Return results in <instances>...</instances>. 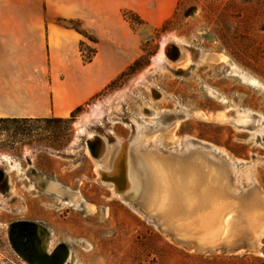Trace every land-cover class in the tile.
Returning a JSON list of instances; mask_svg holds the SVG:
<instances>
[{
    "label": "rangeland",
    "instance_id": "1",
    "mask_svg": "<svg viewBox=\"0 0 264 264\" xmlns=\"http://www.w3.org/2000/svg\"><path fill=\"white\" fill-rule=\"evenodd\" d=\"M132 6L121 10L127 32L106 47L117 52L118 72L89 101L66 118L0 120V264H27L7 240V224L20 219L40 225L49 251L66 244V264H264V246L254 243L241 213L251 197H264V0ZM53 19L83 33L79 49L90 60L96 39L81 21ZM143 134L153 153L198 155L226 169L232 196L225 221L207 229L196 211L163 219L161 208L142 207L144 183L131 155L123 177L117 169L113 175L119 191L102 179L89 136L115 146V166ZM8 160L48 177L46 189L34 188ZM176 198L182 207L183 196Z\"/></svg>",
    "mask_w": 264,
    "mask_h": 264
},
{
    "label": "crops",
    "instance_id": "2",
    "mask_svg": "<svg viewBox=\"0 0 264 264\" xmlns=\"http://www.w3.org/2000/svg\"><path fill=\"white\" fill-rule=\"evenodd\" d=\"M132 1L69 0L53 8L0 0V118H66L89 101L118 72L117 52L106 47L127 32L121 10L135 9ZM54 15L80 20L95 37L90 60L79 49L83 33ZM218 217L201 225L208 229Z\"/></svg>",
    "mask_w": 264,
    "mask_h": 264
},
{
    "label": "bare ground",
    "instance_id": "3",
    "mask_svg": "<svg viewBox=\"0 0 264 264\" xmlns=\"http://www.w3.org/2000/svg\"><path fill=\"white\" fill-rule=\"evenodd\" d=\"M165 43L166 40L163 39L162 44L164 45ZM179 48L186 52L189 50L180 44ZM144 136L145 134L138 137L131 152L128 153L126 148H123V151L119 152L120 156L116 159L115 166L112 164L115 146L105 144L99 136H89L87 150L101 162L99 169L104 173V175L101 173L102 179L112 182L114 189L117 188V176L114 178L113 175L118 170L117 174L119 179L123 177V169L126 168V161H128L127 157L131 155L135 158L134 167L138 168L137 171L142 176L144 183L142 207H145L148 211L149 209L161 208L160 216L163 219L171 215L177 216L178 214L189 216L195 214L196 211V215L199 216L200 222L203 225L205 223L207 224L209 219H213L217 215L220 216L218 217L220 221H225L227 218L225 216L227 208L225 204L232 196L230 193L232 186L229 183L226 169L223 166L211 164L198 155H189L187 158L173 159L167 155L153 153L143 145L145 142ZM8 161L11 167L24 173L34 188L46 189L50 182L48 177L35 170L32 166L22 168L17 163L11 162V160ZM102 167L105 168V171ZM51 186L53 187L54 185L51 184ZM180 195L183 196L184 201L179 200L181 203L183 202V205L177 208L176 197ZM215 197H217V201H215ZM251 198H255V200H247L241 208V213L245 215L247 225L253 231L254 243L259 246H264L260 241L264 239V197L258 199L256 197ZM123 200L127 202L126 199L123 198ZM63 201L70 203L65 198ZM74 204L79 205L77 202ZM205 207L208 209H205ZM221 212H224L223 215L221 214L222 216L220 215ZM9 223L7 224V229ZM38 228L40 229V225H38ZM44 239L43 237L41 238V243L43 245L42 247L46 249L47 244H45V241L48 239H45V241ZM46 250L49 251L48 249ZM67 250V256L62 264H66L71 255L70 249L67 248Z\"/></svg>",
    "mask_w": 264,
    "mask_h": 264
},
{
    "label": "water",
    "instance_id": "4",
    "mask_svg": "<svg viewBox=\"0 0 264 264\" xmlns=\"http://www.w3.org/2000/svg\"><path fill=\"white\" fill-rule=\"evenodd\" d=\"M6 233L12 250L27 264H62L67 256L68 246L64 243L57 244L50 251L42 247L44 232L33 221H11ZM260 241L264 244V239Z\"/></svg>",
    "mask_w": 264,
    "mask_h": 264
},
{
    "label": "trees",
    "instance_id": "5",
    "mask_svg": "<svg viewBox=\"0 0 264 264\" xmlns=\"http://www.w3.org/2000/svg\"><path fill=\"white\" fill-rule=\"evenodd\" d=\"M7 118H0V120H6ZM45 119H47V118H45Z\"/></svg>",
    "mask_w": 264,
    "mask_h": 264
}]
</instances>
